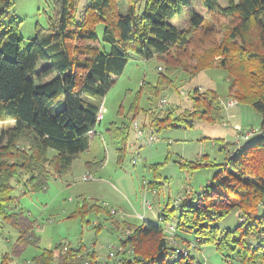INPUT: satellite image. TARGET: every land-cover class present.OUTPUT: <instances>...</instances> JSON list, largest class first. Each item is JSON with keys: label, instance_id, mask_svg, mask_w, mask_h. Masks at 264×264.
<instances>
[{"label": "trees", "instance_id": "trees-1", "mask_svg": "<svg viewBox=\"0 0 264 264\" xmlns=\"http://www.w3.org/2000/svg\"><path fill=\"white\" fill-rule=\"evenodd\" d=\"M127 1L123 12L120 0H87L84 5L82 0H45L46 31L38 24L36 36L27 41L22 21L14 16L15 0H0V122L7 125L0 131V220L20 233L13 253L20 256L40 240L37 222L18 204L15 190L40 192L52 178L72 171L75 160L89 150L88 134L101 122L104 98L132 54L157 58L159 74L156 82H141L125 119L107 128L119 145V162L136 120L148 134L192 128L200 120L222 123L228 108L224 100L231 98L261 115L259 138L222 144L220 161H204V156L183 160L181 166L192 170L218 168L203 192L190 190L177 204L164 206L157 218L165 224L122 219L109 204L80 196L69 218L95 229L108 224L120 241L111 252L114 258L82 240H63L27 259L7 252L1 264H195L192 252L204 245L215 246L231 262L264 264V0H229L227 5L220 0H148L145 7L142 0ZM197 4L212 24L195 9ZM185 15L188 27L181 28L174 20ZM220 19L225 22L216 24ZM213 68L229 79L227 95L195 86L187 93L191 105L183 109L166 99L168 90L179 93ZM104 162L87 161L94 176L90 180ZM156 165L151 168L160 178ZM235 209L238 225L222 230L219 223ZM172 220L174 243L167 234Z\"/></svg>", "mask_w": 264, "mask_h": 264}, {"label": "rangeland", "instance_id": "rangeland-1", "mask_svg": "<svg viewBox=\"0 0 264 264\" xmlns=\"http://www.w3.org/2000/svg\"><path fill=\"white\" fill-rule=\"evenodd\" d=\"M86 1L82 0V5ZM120 1L125 12L128 1ZM147 2L148 0H142L141 6L145 7ZM220 2L222 5H227L229 0H220ZM46 8L45 0H15L14 16L22 21L20 29L27 41L36 36L38 24L42 31H46L47 20L43 13ZM195 9L206 16L208 23L212 24L211 18L207 16L203 7L197 4ZM174 22L181 28L188 27L187 15L175 19ZM224 22L223 19L216 20V24ZM98 32L102 36V25L98 26ZM132 56L123 74L118 77L103 101L108 112H105L103 115L105 119L99 125L103 136L96 135L95 143L100 142L97 146L99 150L97 156L99 159H105V162L99 172H93L97 179L83 180L85 174L92 172H88L90 169L87 167L89 169L87 171L82 163L86 157L90 156L86 151L75 160L69 174L60 179L52 178L45 190L23 194L21 187L17 188L14 194L19 196L18 204L28 213L30 212V218L39 220L36 232L41 241L39 246L28 245L20 256H16L13 251L16 249L20 233L12 225L0 220V264L3 255L7 252L15 258L26 259L39 253L42 248L51 247L63 240L71 242L83 240L88 245H94L100 254L114 258L111 252L117 251L115 246L120 241L118 233L111 232L108 224L102 229H95L92 226H83L78 218H69L80 196L97 199L101 204H109L118 210L117 215L120 218L141 223L144 218L140 219L139 215H144L146 219H150L149 221L165 224L159 221L154 211L162 212L164 201L166 203L169 201L171 206L177 204L180 197L190 190L193 193L203 192L206 186L214 181L213 175L218 168L204 166L192 170L181 166L183 160H196L201 156H204V161L222 160L225 150L221 149V145H227L230 142L231 145L228 146H233L232 142L241 141L240 135L243 132L238 128L255 129L257 131L251 140L259 138L261 115L250 104H237L236 100L237 105L230 107L226 105L228 108L225 107V120L222 123H208L200 120L192 128L163 130L156 133L159 139L154 142L138 139L137 132L134 129L131 130L125 158L123 162H119L117 152L119 145L108 134L107 126L111 121H123L139 91L141 82L143 80L156 82L159 74L160 62L157 58L144 59L137 54ZM43 65L45 64L41 63L40 68ZM195 86L216 89L221 95H227L230 82L222 69L213 68L200 72L191 82L182 87L179 93L168 90L165 93L166 99L173 103L174 107L179 106L183 109L191 105L187 93ZM226 102L228 99L224 100V104ZM3 127L7 125L0 122V131ZM91 152H93L92 149ZM151 164H157L155 167L161 174L160 178L155 176ZM151 181L162 183H150ZM147 203L153 205L154 211L145 209L144 206ZM238 214L239 210L235 209L219 223L220 228L222 230L235 228L239 223ZM174 223L173 220L168 221L167 225ZM167 234L170 241L174 243L175 233L167 230ZM192 255L195 264H238L236 261L227 260L213 245H204L194 250ZM189 260L191 258H183V261Z\"/></svg>", "mask_w": 264, "mask_h": 264}, {"label": "crops", "instance_id": "crops-1", "mask_svg": "<svg viewBox=\"0 0 264 264\" xmlns=\"http://www.w3.org/2000/svg\"><path fill=\"white\" fill-rule=\"evenodd\" d=\"M187 106H190V104L189 105H187ZM108 112V111H107ZM105 119V116H103V118H102V120H101V122L100 123H102V121ZM111 122H113V121H111ZM100 123H99V125H100ZM225 124V123H224ZM99 125L96 127V130L95 131H93V132H91V133H89L88 134V138H89V141H90V148H89V150L87 151L88 152V155H90V156H88V157H86L83 161H82V163H83V166L85 167V168H87V165H86V163H87V161H91V160H94V159H99V157L97 156V155H99V150H98V147L97 146H99V144H100V142H98V143H95V141H96V135H100V136H103V133L100 131V127H99ZM107 128H108V126H107ZM241 130H244L243 128H241ZM246 130V129H245ZM248 130V129H247ZM236 136H237V134H236ZM144 140H146V139H144ZM148 142V141H147ZM235 142H238V143H242L243 141L241 140V141H235ZM91 149H92V151L93 152H91ZM103 167V166H102ZM101 167V168H102ZM100 168V169H101ZM99 169V170H100ZM89 169L87 168V171H88ZM99 170L98 171H96V172H99ZM88 172H91V170L90 171H88ZM95 172V171H94ZM55 178H58V177H55ZM60 179V178H59ZM96 179H97V177H96ZM95 179V180H96ZM85 181V180H84ZM89 181H91V180H89ZM169 202V201H168ZM167 202V203H168ZM166 201H164L163 202V206H165L166 204ZM145 209L146 210H149V209H151L152 211H154V209H153V205L152 204H149V203H147V204H145ZM28 212V211H27ZM29 214H30V212H29ZM154 214L156 215V216H158L159 214H160V212L159 213H156L155 211H154ZM146 215H147V212H146ZM139 217H140V219L141 218H144V219H146L145 217L146 216H144V215H139ZM32 219V218H31ZM122 219H125V218H122ZM33 220H35V222H37V226H38V224H39V220L38 219H33ZM147 220H150V219H147ZM105 226H107V224H105L104 226H103V228L105 227ZM37 233V232H36ZM38 234V233H37ZM38 236H39V234H38ZM39 238H40V236H39ZM40 241H41V238H40V240H39V243H40ZM83 241V240H82ZM39 243H38V246H39ZM56 244V243H55ZM54 244V245H55ZM53 245V246H54ZM52 247V246H51ZM44 248H50V247H44ZM43 249V248H42ZM41 249V250H42ZM35 255V254H34ZM34 255H32V256H34ZM32 256H30V257H28V258H31ZM27 259V258H26Z\"/></svg>", "mask_w": 264, "mask_h": 264}, {"label": "built area", "instance_id": "built-area-1", "mask_svg": "<svg viewBox=\"0 0 264 264\" xmlns=\"http://www.w3.org/2000/svg\"><path fill=\"white\" fill-rule=\"evenodd\" d=\"M237 104H236V100L235 99H231L230 101L228 100L226 105L228 107H230V106H235ZM106 110L107 109L104 106H102L100 114L98 116V120H102L103 114L106 112ZM134 127H135V132H137V138L138 139H141V140L146 139L149 142H154V141L159 139L156 134H154V133L148 134L144 130H142L139 127V123H138L137 120L134 122ZM238 129L241 130L240 128H238ZM256 131L257 130H255V129L242 131L243 134L240 135L241 136L240 139L245 141V140L249 139L251 136H253L256 133ZM83 179L84 180L94 179V176H93L92 173H88V174L84 175ZM167 230H169L170 232H174L175 231V225L174 224L168 225ZM111 255H113V253H111Z\"/></svg>", "mask_w": 264, "mask_h": 264}]
</instances>
